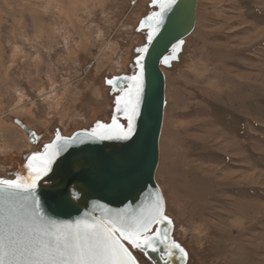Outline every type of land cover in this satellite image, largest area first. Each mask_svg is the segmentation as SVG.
Returning <instances> with one entry per match:
<instances>
[{"label":"rangeland","instance_id":"rangeland-1","mask_svg":"<svg viewBox=\"0 0 264 264\" xmlns=\"http://www.w3.org/2000/svg\"><path fill=\"white\" fill-rule=\"evenodd\" d=\"M130 2L0 0V114L11 118L0 119V178L23 167L6 160L27 150L19 122L49 139L111 120L119 90L104 85L95 95L89 85L83 97L74 81L89 61L120 76L126 55L145 44L136 28L144 14ZM119 23L134 31L111 39ZM184 41L162 67L155 173L174 239L189 264H264V0H197Z\"/></svg>","mask_w":264,"mask_h":264},{"label":"snow or ice","instance_id":"snow-or-ice-1","mask_svg":"<svg viewBox=\"0 0 264 264\" xmlns=\"http://www.w3.org/2000/svg\"><path fill=\"white\" fill-rule=\"evenodd\" d=\"M151 2L160 11L152 12L141 21L140 28L147 24L148 31L144 46L135 50L137 71L132 76L105 81L114 92L119 89L120 94L114 101L115 111L122 114L127 123L121 124L113 115L111 123L97 121L83 137L80 134L62 137L57 132L55 140L45 145L43 153L28 157L26 177L17 175L15 179H0V264H139L130 248L145 256L150 252H162L164 264H169L173 257L186 264L189 254L178 242L170 239L174 221L166 214L165 198L160 191L151 194L146 211L129 214L122 210L106 218L77 220L74 224L46 219L41 214L36 195L38 183L52 170L56 157L70 145L97 139L127 141L136 134L145 95V55L164 22V13L171 11L178 0ZM184 43L183 39L177 40L161 64L168 66L178 59ZM121 81L127 84L126 88ZM35 161H40L38 166H34ZM21 194L23 203L18 207ZM160 225H166L162 232Z\"/></svg>","mask_w":264,"mask_h":264},{"label":"water","instance_id":"water-1","mask_svg":"<svg viewBox=\"0 0 264 264\" xmlns=\"http://www.w3.org/2000/svg\"><path fill=\"white\" fill-rule=\"evenodd\" d=\"M196 4L197 0H178L171 11L164 13V22L145 55V95L141 101L142 115L137 120V132L133 138L127 141L97 139L77 142L61 152L53 161L52 170L42 178L36 188L41 214L46 219L74 224L77 220L106 218L122 210L129 214L139 213L141 210H147L153 192H161L155 181L165 103V80L161 67L166 66L161 64V60L171 53L172 45L177 40H184L192 32ZM155 11L160 9L157 7ZM143 29L148 30L147 24ZM124 83L121 81L122 85ZM114 115L120 123L121 120L125 121L124 124L127 123L123 115L116 113L115 109ZM111 121L112 119L109 123ZM19 125L26 129L20 122ZM91 129H77L70 136H61L72 137L80 134L83 137ZM27 131L29 139L35 141L36 137L30 135V130ZM55 138L56 134L49 143L43 145V151L45 145L51 144ZM39 163L40 161H35L34 166ZM27 175L28 170L23 177ZM22 203L23 194L18 198L17 206ZM165 226H159L161 232ZM159 247L163 248V245ZM160 254L163 253L150 252L147 257L153 264H164Z\"/></svg>","mask_w":264,"mask_h":264},{"label":"bare ground","instance_id":"bare-ground-1","mask_svg":"<svg viewBox=\"0 0 264 264\" xmlns=\"http://www.w3.org/2000/svg\"><path fill=\"white\" fill-rule=\"evenodd\" d=\"M130 3H132V4H130V8H128L129 10H133L134 12H136V14H141V15H143V17L141 18V20L144 18V16H147L150 12H152V11H149V8L150 7H152V2H151V0H131V2ZM95 4V3H94ZM99 4V3H98ZM101 4V3H100ZM99 4V5H100ZM101 6V5H100ZM133 7H134V9H133ZM136 7V8H135ZM143 7H145V8H147L146 10H144V8ZM144 10V11H143ZM127 13V12H126ZM147 14V15H146ZM126 16V15H125ZM124 16V17H125ZM196 18V17H195ZM123 20V19H122ZM141 20H140V22H141ZM122 22V21H121ZM140 22H139V24H138V27H136V28H138V30L140 29L141 30V28L139 27V25H140ZM121 24L122 23H119V25L117 26V28L115 27L114 29H117V32H114V33H116L115 34V38L113 37V38H111V39H117V38H121V34H123L125 31L126 32H129V31H131V29H132V31H134V26L131 28V29H125V31H124V28H122L121 27ZM135 24V23H134ZM124 32H123V31ZM139 30V31H140ZM123 33H122V32ZM144 31L147 33V29H144ZM142 33H144V32H142ZM43 34V33H42ZM41 35V34H40ZM44 35V34H43ZM109 36V35H108ZM111 36V35H110ZM187 37V36H186ZM77 44V43H76ZM128 46V45H127ZM122 47V46H121ZM129 50H131V51H133L132 49H127V52L129 51ZM130 56H132L131 57V59H130ZM136 56L137 55H133V53H129L128 55H126V62H125V65H121L120 66V69L123 71L122 73H121V75L120 76H106V74H100L98 71H97V69H95V67H96V65H95V63L94 62H82L81 64V75L79 74V77H78V79H76L75 81H74V86L75 87H77V88H83V90H82V94H83V97H86V94H87V92H89V90L88 89H92L91 87H89V85H93L94 87H93V89L95 88V90H96V92L94 93L95 95H97L98 93H100L101 91H102V94H103V92H104V90L102 89V86H104V85H107L106 83H105V81H106V79H110V78H114V77H124V76H131V75H133L136 71H137V68H136V66H135V61H134V58H136ZM133 59V60H132ZM82 60V59H81ZM80 60V61H81ZM171 65H172V63H171ZM170 65V66H171ZM132 69H134L133 71H132ZM161 69H162V67H161ZM131 71V72H130ZM130 72V73H129ZM162 72H163V69H162ZM164 74V73H163ZM164 80H165V78H164ZM59 86H60V84H59ZM125 88L127 87V85H126V83H124V85H123ZM17 90V89H16ZM88 90V91H87ZM15 91V90H14ZM120 93V92H119ZM92 95L94 98H95V95ZM164 97H165V89H164ZM44 99H45V102L47 103V105L49 104L48 103V101H47V98H43L42 99V101H44ZM35 100V99H34ZM57 99H55V105H54V107H53V109H55L57 106L56 105H58V101H56ZM87 100V99H86ZM165 102H166V100H165ZM25 104V103H24ZM22 106H24V105H22ZM21 106V107H22ZM164 106H165V103H164ZM60 107V106H59ZM2 111V113L0 114V119H1V121L3 122V123H6L8 120V122H10V119H9V117L7 116V112L5 111V110H1ZM113 115H114V113H113ZM163 115H164V111H163ZM113 117V116H112ZM164 118V117H163ZM112 119V118H111ZM93 120V119H92ZM16 121V120H15ZM17 122V121H16ZM110 121H108V122H105V123H109ZM18 123V122H17ZM102 123H104V122H102ZM121 123L122 124H124L125 123V121L124 120H121ZM14 124V123H13ZM96 124V123H95ZM94 123H93V125L91 126V128H93L94 127V125H95ZM18 125V124H17ZM16 125V126H17ZM76 125V124H75ZM90 127L89 128H86L85 130H89V129H91ZM23 129V128H22ZM30 130L32 133H34L35 135V137H36V140L35 141H31L30 139H29V131H26V130ZM27 129H25V133L24 134H26L25 135V140L27 141V150L25 149V151H20L19 153H18V155L16 154L17 152H15V154L17 155H11V156H8L7 158H6V160L8 161H10V162H12V166L13 167H15V168H17L18 166H19V164L21 163H23V167L22 168H20L19 170H17L16 169V172L14 173V176H17V175H21L22 177L23 176H25V174H26V171H27V169H26V167H25V165L27 164V159H28V157L31 155V154H35V153H43L44 151H43V145L45 144V143H49L53 138H54V136L52 137V138H49V139H46V138H44L43 137V133H42V131H35V130H33L32 128L31 129H29V128H27ZM60 135H62V136H70V133L69 134H65V133H60ZM33 136V137H34ZM160 145V144H159ZM4 146H10V145H7V144H5ZM160 149V148H159ZM159 152H160V150H159ZM14 154V153H13ZM1 159H2V156L0 157ZM4 159V161H5V158H3ZM7 161H5V162H7ZM2 163V162H1ZM12 169V168H11ZM8 171V170H7ZM15 171V170H14ZM24 174V175H23ZM0 179H12V178H0ZM156 181V180H155ZM192 189V188H191ZM193 191L195 192V190L193 189ZM182 209H184L183 208V206H182ZM167 214V213H166ZM154 228L156 227V226H153ZM174 229H175V227H173ZM171 237H172V240H175L174 239V236H173V229H172V233H171ZM176 241V240H175ZM179 241V240H178ZM177 242V241H176ZM179 243H180V241H179ZM184 244V243H183ZM129 248H130V246H129ZM130 250L132 251V253L134 254V256H136V258L137 257H139L140 255H142L143 257H145L146 259H147V261L149 262V264H153V262L152 261H150V259L147 257V256H145L143 253H141L139 250H136V249H131L130 248ZM136 254V255H135ZM163 254H160V258H161V256H162ZM141 259V258H140ZM143 259V258H142ZM188 259H189V256H188ZM137 260H138V262L141 264V262H140V260L137 258ZM163 260V259H162ZM192 260V259H191ZM143 261V260H142ZM145 261V260H144ZM164 261V260H163ZM171 261V262H170ZM169 261V264H185V261L184 260H181V259H178L177 257H175V258H172L171 260ZM147 263V262H146ZM148 264V263H147ZM186 264H189V260H187V262H186Z\"/></svg>","mask_w":264,"mask_h":264},{"label":"crops","instance_id":"crops-1","mask_svg":"<svg viewBox=\"0 0 264 264\" xmlns=\"http://www.w3.org/2000/svg\"><path fill=\"white\" fill-rule=\"evenodd\" d=\"M44 122H46V121H44Z\"/></svg>","mask_w":264,"mask_h":264}]
</instances>
